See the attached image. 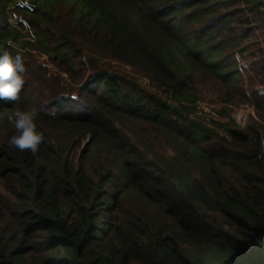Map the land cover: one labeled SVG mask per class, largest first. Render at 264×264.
<instances>
[{"label":"trees","instance_id":"16d2710c","mask_svg":"<svg viewBox=\"0 0 264 264\" xmlns=\"http://www.w3.org/2000/svg\"><path fill=\"white\" fill-rule=\"evenodd\" d=\"M5 50L27 74L0 100V264H264V95L243 129L225 107L236 55L264 87V0H0ZM33 107L35 156L8 143Z\"/></svg>","mask_w":264,"mask_h":264},{"label":"clouds","instance_id":"9594fccd","mask_svg":"<svg viewBox=\"0 0 264 264\" xmlns=\"http://www.w3.org/2000/svg\"><path fill=\"white\" fill-rule=\"evenodd\" d=\"M10 48L16 45L9 41ZM27 69L22 55L13 54L7 50L0 53V100L8 103H16L20 100V94L26 84ZM72 98V97H69ZM38 109L30 108L17 111L14 114V132L10 136L9 146L20 152H30L37 155L43 144L50 143L44 131L40 130L37 123Z\"/></svg>","mask_w":264,"mask_h":264},{"label":"rangeland","instance_id":"374dc122","mask_svg":"<svg viewBox=\"0 0 264 264\" xmlns=\"http://www.w3.org/2000/svg\"><path fill=\"white\" fill-rule=\"evenodd\" d=\"M28 3L29 0H23V5L28 6ZM57 13H59L63 18L65 17L63 11L60 12L59 10V12ZM10 20L11 22L13 21L12 18ZM255 35L258 36V33H255ZM248 46L249 48H252L250 47L252 45ZM30 53L34 62L44 67L49 75H59L62 82L67 85L66 75L58 73L57 70L48 62L45 56H40L33 51H31ZM235 57L238 61L239 68L242 70L241 74L244 81V92L238 93L236 101L232 103V105L229 104L227 106L219 103V99H217L214 93H206L205 95H202L201 100L197 103V116L204 119L206 123H208V121L211 119L224 120L225 118L222 117L221 110L225 106L230 109L229 115L236 121V125L239 128L243 129L246 126L250 125L252 121H255L257 123L259 122L254 113L253 102L251 99V90L258 94L264 95V87L258 85V82L254 78L253 73L250 72V69L248 68L249 63L241 59L240 55H236ZM114 69L129 73L142 87L153 90V87L150 85V81L146 78V76L134 71L129 66L114 64ZM250 80H254L251 84V87L249 85Z\"/></svg>","mask_w":264,"mask_h":264}]
</instances>
